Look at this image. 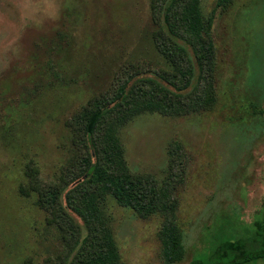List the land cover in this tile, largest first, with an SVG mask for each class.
I'll use <instances>...</instances> for the list:
<instances>
[{"label":"rangeland","instance_id":"obj_1","mask_svg":"<svg viewBox=\"0 0 264 264\" xmlns=\"http://www.w3.org/2000/svg\"><path fill=\"white\" fill-rule=\"evenodd\" d=\"M156 5L0 0V264H54L65 254L28 182L32 174L54 183L74 159L68 123L81 108L112 96L126 77L171 71L154 43ZM198 5L209 21L212 106L180 117L143 113L117 133L130 173L176 183V264L202 253L218 228L241 233L264 206V0ZM100 209L121 264H165L161 216L139 217L110 198Z\"/></svg>","mask_w":264,"mask_h":264},{"label":"trees","instance_id":"obj_2","mask_svg":"<svg viewBox=\"0 0 264 264\" xmlns=\"http://www.w3.org/2000/svg\"><path fill=\"white\" fill-rule=\"evenodd\" d=\"M154 1V14L161 21L154 43L171 71L126 77L112 96L81 108L68 123L74 159L62 167L52 184L41 183L31 174L29 190L65 241V254L54 264H121L100 209L105 198L139 217L161 216L158 239L162 259L165 264L182 260L183 236L174 222L176 183L130 173L117 133L143 113L180 117L209 109L214 101L213 52L209 21L202 19L198 0ZM75 220L83 228V236ZM262 260L264 206L241 233L218 228L204 251L187 264Z\"/></svg>","mask_w":264,"mask_h":264}]
</instances>
